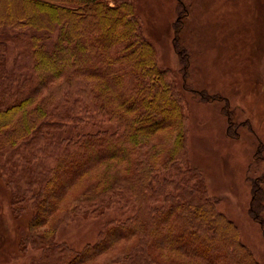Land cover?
<instances>
[{"label": "trees", "instance_id": "16d2710c", "mask_svg": "<svg viewBox=\"0 0 264 264\" xmlns=\"http://www.w3.org/2000/svg\"><path fill=\"white\" fill-rule=\"evenodd\" d=\"M177 5L187 16L184 1ZM136 11V0H0V28L24 30L15 43L19 65L29 71L17 87L20 99L6 103L10 74L0 59V151L40 140L43 127L94 120L115 127L31 146L18 164L25 182L12 191L16 209L31 210L22 243L46 253L29 264H262L192 166L184 91L172 69L159 67ZM182 23H174L172 47L185 82ZM226 116L227 134L235 136L231 112ZM250 178L248 211L264 234V174ZM116 203L132 214L107 222L94 244L76 252L53 241L74 215ZM46 224L48 231L32 230Z\"/></svg>", "mask_w": 264, "mask_h": 264}, {"label": "rangeland", "instance_id": "374dc122", "mask_svg": "<svg viewBox=\"0 0 264 264\" xmlns=\"http://www.w3.org/2000/svg\"><path fill=\"white\" fill-rule=\"evenodd\" d=\"M183 1L187 16L180 15L177 0H136V12L145 35L156 47L159 67L172 69L184 91L187 149L192 166L201 170L208 192L218 198L217 208L239 228L241 241L264 264V234L248 211L252 195L250 177L264 174V0ZM109 2L113 5L114 0ZM177 20L183 22L178 41L188 52L190 62L185 82L172 47ZM19 32L24 30L0 28V59L10 74L4 83L11 89L6 103L20 99L18 84L29 76V71L19 65L15 43ZM26 32L33 33L28 29ZM201 92L226 99L207 100ZM226 112H231L233 130L229 132L235 136L227 134ZM101 130L112 131L115 127L100 120L68 124L61 129L43 127L40 140L24 143L21 146L26 147L12 152L6 148L0 151V264L42 263L46 256L44 248L22 243V238L29 235L31 210L20 213L16 209L18 196L12 193H17L21 182H25L18 164L30 157L31 146L41 149L50 142L76 139L79 134ZM9 177L12 185L8 184ZM260 186L264 196V182ZM69 195L70 192L65 202ZM132 212V207L116 203L93 215H74L58 226L53 241L79 252L97 241L107 222L123 220ZM261 215L264 218V207ZM48 226L32 230L44 232Z\"/></svg>", "mask_w": 264, "mask_h": 264}]
</instances>
